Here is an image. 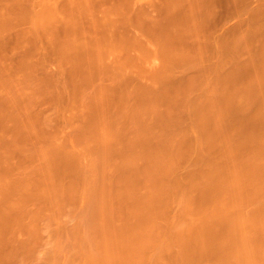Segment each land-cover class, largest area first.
I'll list each match as a JSON object with an SVG mask.
<instances>
[{
    "label": "bare ground",
    "instance_id": "6f19581e",
    "mask_svg": "<svg viewBox=\"0 0 264 264\" xmlns=\"http://www.w3.org/2000/svg\"><path fill=\"white\" fill-rule=\"evenodd\" d=\"M8 1L0 9V38L21 19L28 35H44L45 47L57 44L61 55L46 89L58 96L50 100L55 115L34 110L42 80L30 70L12 83V68L0 62V98L11 108L0 109V117L8 119L10 110L26 139L16 141V127L4 120L0 261L13 257L5 246L14 232L5 229L16 225L32 236L41 215L52 221L71 214L81 264H264V2L253 12L256 24L232 35L226 22L208 33L214 0H149L161 10L157 16L139 0V10L137 0H42L39 11L14 13ZM61 25L63 38L55 33ZM255 37H262L255 57L240 60ZM155 58L161 65L151 70L147 62ZM59 120L75 121L79 143H93L92 163L83 164L74 139L73 146L59 141ZM15 151L33 163L18 161ZM62 155L75 164L69 183L55 171ZM82 198L85 207L67 208ZM175 198L182 202L179 221L165 228Z\"/></svg>",
    "mask_w": 264,
    "mask_h": 264
},
{
    "label": "rangeland",
    "instance_id": "374dc122",
    "mask_svg": "<svg viewBox=\"0 0 264 264\" xmlns=\"http://www.w3.org/2000/svg\"><path fill=\"white\" fill-rule=\"evenodd\" d=\"M5 1L6 0H0V9L2 8L3 3ZM18 1H20V2H18ZM104 1L107 3L106 0H103V2ZM114 1H116V3L119 2V0H114ZM148 1L149 0H142V1L139 0L140 4L143 3V6L146 5L148 7V9H150V8L152 9L154 6L150 7V5H148ZM157 1H160V0H157ZM214 1H215V5L212 4V6H213V13L211 14L212 16L208 17V19L206 20V25H208V26H206V29H208V33L212 32V34H213V32L215 30H218L223 25L225 26L224 23L226 22V25H228V28L231 31L232 35H236L239 32L248 31L250 28H252L256 24L257 20H256V18H254L253 12L255 10H257L258 8H260L264 2V0H226V1L225 0H214ZM8 2L10 3V6L8 8H6V10L10 11L11 13H14L15 11H17L19 9L21 10L22 8L24 10L25 9L24 7H32L33 10H35V11H39L42 8V5H41L42 0H16V2L9 0ZM96 2L97 3L99 2V4H100V2L102 3L101 0L96 1ZM137 2H138V0L136 1V3L134 0L133 4L135 3L134 7H136L137 10H139V8L137 6L140 7V4H138ZM62 3H64V2H62ZM97 3H96V5H97ZM108 3L112 4L113 2H111L109 0ZM108 3L106 5H108ZM125 3H127V1L124 2V4ZM97 7H98V5H97ZM141 7H142V4H141ZM149 11L151 12V10H149ZM154 11H156L158 14H156ZM136 12H138V11H136ZM151 13L152 14L155 13V16H157V15L161 14V10L155 9ZM207 22H208V24H207ZM85 23H87V20L85 21ZM11 24H10L11 30L9 29L0 38V62H2L3 64L5 63L10 68H12L11 72L9 74L10 80H11L10 82H12V83L14 82L13 80H19V81L23 80L25 75H27V73L29 74L30 70L32 71L31 77L36 78L39 81L42 80L46 84V87H45V89H43V88H41V86L42 87H44V86L40 85L39 88L42 89L41 91H39L40 89H38V95L40 96V99L35 104L36 106H34V108H35L34 110H36L37 112L39 111V112L45 113V114L55 115L56 111H53V112L51 111V109L53 110V102H55V101H50V100H51V98H53L54 95L56 96V94H54V95L52 94V97L50 98L51 94H50V92L48 93L46 91V89H50V86L53 85V83H52L54 81L53 75L58 71V56L61 55V54H57V52H59V49H57L58 46H56L57 44H55L54 48H52V46H49V45H47L45 47L44 44H46V38L44 35H41L39 38H34L31 35H28L27 29L25 27L26 22L24 20L13 18ZM11 26L13 27V29L11 28ZM63 27L64 26L61 25V27L59 26V28H57V30L55 31L57 37L62 35L61 38H63V36L66 35V34H64V31H65V33L67 31H66V29H64L65 27L64 28ZM226 27L227 26H225V28ZM222 29H224V27H222ZM218 31L220 32L221 28ZM261 41H262V37H255L253 39L250 38L249 39V46L244 48L243 50H241L238 53V58L242 61L252 60L255 57L256 52L261 45ZM55 47L58 50L57 52L54 50ZM39 56H43V58L39 59L38 58ZM78 58H79V56H78ZM37 59H39V60H37ZM158 59L155 58V59H153V61L151 60L150 62H147V64L150 65V67L147 64L146 65L151 70H153L154 68L157 69L161 65L160 64L159 66H157L159 64ZM154 60H156L157 62ZM152 62H156L157 64L156 63L154 64ZM234 62H235V57L232 56L231 57V66L234 65ZM152 64L155 66H152ZM29 65H30V67H29ZM151 66L153 69L151 68ZM28 67H29V69H28ZM27 69H28V71H27ZM81 69H82L81 71L79 69L80 75L83 73V68H81ZM193 71L194 70H192V72ZM128 72H129L128 73L129 78H127V82L128 81L132 82L133 80L130 79L131 75H132L131 74L132 71L131 72L128 71ZM189 72L191 73V71H189ZM67 73H68V75H66V76H68V77H66V78L69 79V76H70L69 75L70 74L69 69H68ZM79 73L77 75H79ZM134 80L136 81V79H134ZM175 80H177V78ZM178 80H179V78H178ZM181 80H183V79H181ZM42 81H40V82H42ZM140 81H142V80H140ZM143 82H144V80L142 81V84L144 86L145 85L144 83L147 81H145L144 83ZM174 82H177V86L175 84H170V82H168L167 83L168 87H169V84H170V87H172V88L173 87L178 88V86L179 87L182 86L180 81H174ZM138 83L139 82H137V84ZM178 84H180V85H178ZM131 85H135L134 82H132ZM131 85H129V86H131ZM140 86H139V88L141 89L142 86L141 87ZM116 91H117V89H116ZM114 93L115 92L112 93L113 96H114ZM45 94H46V96H47V94H49V99H48L49 101L48 100L46 101L47 97L45 96ZM115 95L117 96V97L114 96L115 100H118L119 94H117V92H116ZM62 96H61V98L63 99L65 97V94L63 97ZM138 96H141V95L140 94L137 95L136 98L134 96V99H136L135 101L141 100L142 96L140 98ZM56 97H58V96H56ZM56 97H54V99H52V100H55ZM114 97H113V99H114ZM113 99L111 97V100H113ZM259 99L264 100V92L260 95ZM111 102H112L111 104L116 103L115 101H111ZM138 102H140V101H138ZM54 105H55V103H54ZM6 106H8L7 102H5L4 99L0 98V109H5V110L11 109V108H8ZM113 106H115V104H113ZM113 106H112V108H113ZM116 106H117V104H116ZM116 106L114 107L115 109H116ZM54 108H55V106H54ZM40 109H41V111H40ZM2 112L4 113L5 111L2 110ZM9 112H10V110H8L7 114L5 112V115L9 116V117H7L8 119H5L4 117H3L4 118L3 119L0 117V147L4 146L5 142H6V140L1 139L2 138L1 135L5 134L4 129H7L9 127L12 130L13 126L16 128H13L14 130H12V133H14L15 136H17V135L20 136V138L16 137V141H19V142H21L22 145H24L23 142L20 141V140L25 139L24 135H23V137H21V135H19L20 129L18 126L14 125L15 120L11 119L12 116L10 117V115H9L11 112L10 113ZM69 114L71 115V112L68 111L67 115H69ZM70 115H69V119H70ZM2 116H4V115L2 114ZM4 120H6V123ZM67 120H68V118H67ZM67 120L56 121L57 124H59L58 128L56 127V125H57L56 122L54 123L55 124L54 128L58 129V131H59L58 139L60 142H68L71 146L76 144L73 147L80 150L84 154L83 160H81V161L83 162V164L89 165L90 163H92V161H94L97 158V155L92 150L94 148L92 145L93 143L88 144V145L80 144L78 141V138L76 137L77 136V130L75 127L76 124H74L75 121L71 122V120H69L70 122L68 124ZM64 123H66V124H64ZM3 125H5L7 128H5ZM171 128H172V130H174L175 126L170 127L169 131H172ZM15 129H16V131H15ZM22 138H24V139H22ZM73 139H74L75 144L71 142V140H73ZM25 143H26V139H25ZM17 151H15L14 152L15 154H13L14 158L21 159L20 157H22L23 155H21L20 157H17L18 156V154L16 153ZM15 155H17V156H15ZM62 156H60V157H62ZM25 158H26V160H25ZM59 158H58V160H56V161H59L58 163H56V166L59 165L58 167H60V168L57 169L58 167H56V170H55V171H57V170L59 171V173L57 172L58 173V175H57L58 179H60V177H61L62 181L69 183L72 181V179H73L72 177L76 176L74 173L75 164L73 161H70V162H73V163H70L69 162L70 158L68 159L65 155L63 156V158H61V159H59ZM19 159H18V161H19ZM29 159H31V158L24 157L23 160H21V161L24 164H25V161L27 163L28 162L30 163V161H31V163H33V159L30 161H29ZM21 161H20V163L19 162L18 163L21 164ZM181 162L182 161H179L178 163H181ZM31 163H30V165H31ZM28 164H26V165L28 166ZM21 166H23V164H21ZM68 169H71V171L70 170L67 171ZM1 171L2 170L0 169V172ZM181 174L183 176H185V174H186L185 168H183V167L181 170ZM73 180H75V179H73ZM33 196H29L31 199L30 198H27V199L32 200ZM34 200H36L35 196H34ZM36 201L38 202L39 200H36ZM30 202H32V201H30ZM28 203H29V200H28ZM32 204H33L32 206L35 205V203H32ZM85 205H86V201H85V199L82 198V199L71 200V204H68L67 208L68 209L74 208L75 210H78V209L85 207ZM181 207H182V202L179 200V198L178 199L175 198L170 202L169 207H168V212H167L168 217L164 222L165 228H169L171 225L176 224L179 221L178 213H179V210ZM10 219L13 220L14 218L12 217V218L7 219L8 221H10V223H8V221H7V223L9 224L8 226H11L12 222L15 223V220L11 221ZM76 222H77V220L73 219L71 214L61 215L60 217H57L55 220H52V221L48 220V217L46 214H43L37 219V221H36V225L38 226L36 228L37 232L34 233L32 236L27 234L26 231L23 230L24 228H21L19 226L15 225V228H11L12 226L8 227V228H11V230L5 229L4 232L5 233H8V232L13 233L14 232L13 233L14 234V240L6 244L5 251L13 254V257L10 259H2L0 261V264H81L83 262V259L80 255V253H78L77 250L75 249V246L79 244V238L71 230H69V226L73 225ZM57 228L60 229V233L57 236H54L53 230L57 229ZM26 242H28V245L26 246L27 250H22L21 244L22 243L25 244Z\"/></svg>",
    "mask_w": 264,
    "mask_h": 264
}]
</instances>
